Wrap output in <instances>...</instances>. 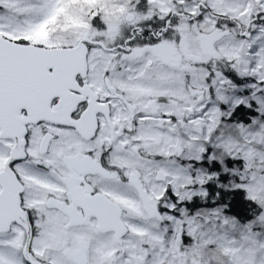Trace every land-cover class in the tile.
<instances>
[{"label": "snow or ice", "instance_id": "1", "mask_svg": "<svg viewBox=\"0 0 264 264\" xmlns=\"http://www.w3.org/2000/svg\"><path fill=\"white\" fill-rule=\"evenodd\" d=\"M0 264H264V0H0Z\"/></svg>", "mask_w": 264, "mask_h": 264}]
</instances>
